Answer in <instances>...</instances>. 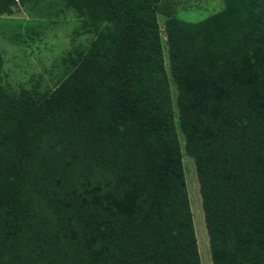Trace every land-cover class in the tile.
Wrapping results in <instances>:
<instances>
[{
    "label": "trees",
    "instance_id": "obj_1",
    "mask_svg": "<svg viewBox=\"0 0 264 264\" xmlns=\"http://www.w3.org/2000/svg\"><path fill=\"white\" fill-rule=\"evenodd\" d=\"M148 1L66 0L104 55L68 54L50 93L0 85V264H199L182 156L210 263L264 264V13L218 58L167 36L153 88L150 25L128 57L111 37Z\"/></svg>",
    "mask_w": 264,
    "mask_h": 264
},
{
    "label": "rangeland",
    "instance_id": "obj_2",
    "mask_svg": "<svg viewBox=\"0 0 264 264\" xmlns=\"http://www.w3.org/2000/svg\"><path fill=\"white\" fill-rule=\"evenodd\" d=\"M0 8L1 86L50 93L71 73L66 70L68 54L78 52L85 61L104 55L100 46H94L97 34L82 33L86 18L67 8L66 0H0ZM101 10L105 12L103 4ZM258 12L264 13V0L148 1L111 37L119 54L128 57L139 46L136 24L147 22L156 40L141 45L149 66L141 68L139 78L148 87L162 88L167 36L172 38L169 43L174 40L183 50L218 58L243 37L244 27L258 24ZM180 162L199 264H211L193 163L186 156Z\"/></svg>",
    "mask_w": 264,
    "mask_h": 264
}]
</instances>
